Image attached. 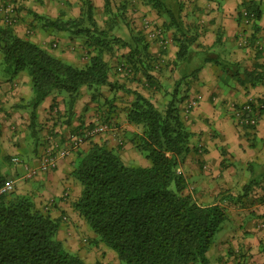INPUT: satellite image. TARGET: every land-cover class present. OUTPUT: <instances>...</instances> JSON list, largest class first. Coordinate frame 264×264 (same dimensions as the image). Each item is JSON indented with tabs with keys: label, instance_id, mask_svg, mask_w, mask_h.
Here are the masks:
<instances>
[{
	"label": "crops",
	"instance_id": "obj_1",
	"mask_svg": "<svg viewBox=\"0 0 264 264\" xmlns=\"http://www.w3.org/2000/svg\"><path fill=\"white\" fill-rule=\"evenodd\" d=\"M91 1L99 27L109 29V16L104 8L106 0ZM181 1L185 4V24L196 37L192 47L194 56L185 65L188 72L185 80L183 63L175 64L179 46L171 32L164 33V19L142 0H108L113 12L112 24L115 22L108 30L109 36L128 44L139 43L138 49L143 45L148 47L152 63L155 60V69L150 72L154 85L147 83L143 73L135 75L127 66L128 45L116 44L111 50L103 49L100 53L110 66L109 81L124 90L103 86L95 91L83 87L70 107L66 95L59 91L52 93L35 111L36 139L30 131L31 110L23 107L32 97L30 78L26 73L13 77L4 75L0 54L1 156L19 158L18 163L13 162V158L5 163L2 173L7 182H15L14 193L33 199L38 210L59 223L58 240L87 264L121 263L113 251L98 241L74 209V203L81 198V187L72 177L77 154L86 152L92 144H103L115 150L126 164L148 167L150 162L135 145L142 128L127 120L134 93L142 94L163 110L170 103L165 98L166 93L176 88L180 98L179 109L176 108L186 128L194 134L192 145L197 148L182 162L187 192L193 194L198 203L213 204L221 195L236 198L244 194V188L251 184L248 197L241 203L236 200L223 202L228 219L214 240L209 258L212 257V264H264V229L259 228L264 219V113L254 129L239 128L234 121L235 108L264 94V85L248 75L264 71V0ZM249 2H255L263 12L256 22L257 32L244 23L241 15L243 5ZM81 5V0H21L11 28L19 38L30 40L49 52L55 51L57 58L85 66L96 52L88 48L85 39L46 31L35 17L76 18ZM3 21L0 15V26H5ZM145 22L160 30L162 36L171 37L168 57L167 50L163 51L159 42L149 36ZM138 36L141 42L135 41ZM160 43L162 45V41ZM259 48L263 51L261 57L257 56ZM206 56L228 65L223 67L212 62L203 65ZM168 58L173 59L171 65L163 66ZM196 68L198 71L194 72ZM178 86H182V90ZM197 96H201L200 102L186 113L188 101ZM103 124L109 127L107 132L84 138L82 145L59 160L55 169L31 180L22 179L26 167L38 166L41 154L51 142L67 146L75 136H83L87 130ZM20 152L23 160L18 155Z\"/></svg>",
	"mask_w": 264,
	"mask_h": 264
},
{
	"label": "trees",
	"instance_id": "obj_2",
	"mask_svg": "<svg viewBox=\"0 0 264 264\" xmlns=\"http://www.w3.org/2000/svg\"><path fill=\"white\" fill-rule=\"evenodd\" d=\"M142 2L164 19V33L171 32L179 46L175 64L183 63L185 80L188 74L185 65L194 56L192 47L196 37L185 24L184 2ZM81 4L76 18L35 17L46 31L64 32L71 38L86 40L88 48L96 52L82 68L65 63L30 40L19 38L10 26H0L2 67L9 76L26 73L31 81L32 97L23 107L31 110L30 131L34 139L37 138L35 111L52 93L66 92L70 107L83 87L95 91L103 86L124 90L109 81L110 66L100 53L103 49L111 50L116 44L128 45L127 66L135 75L143 73L148 84L155 83L150 74L155 69V60L152 63L148 47L143 45L138 49L139 43L128 44L109 36L108 30L115 22L112 24L113 12L108 0L104 6L109 16L107 30L99 27L92 1L81 0ZM243 6L241 15L247 14L257 32L256 22L262 18V10L255 2ZM135 41L142 39L138 37ZM262 52L259 48L257 56L261 57ZM210 62L228 65L211 56H206L202 64ZM197 71L196 68L194 72ZM248 75L264 85V71ZM173 94L177 95V88ZM134 96L127 120L142 128L136 150L150 165H128L115 150L92 144L86 152L77 154L72 172L81 187V198L74 203V209L121 264H212L208 253L228 219L223 202L241 203L248 197L251 184L236 198L221 195L213 204L198 203L187 192V178L180 172L183 158L197 149L192 145L194 134L186 128L175 102L171 101L161 110L142 94L136 92ZM10 162L11 158L2 157L0 150V189L7 183L3 166ZM58 230L59 223L38 210L33 199L14 191L0 195V264H87L58 240Z\"/></svg>",
	"mask_w": 264,
	"mask_h": 264
},
{
	"label": "built area",
	"instance_id": "obj_3",
	"mask_svg": "<svg viewBox=\"0 0 264 264\" xmlns=\"http://www.w3.org/2000/svg\"><path fill=\"white\" fill-rule=\"evenodd\" d=\"M21 0H0V15L3 17V23L5 26H12L17 19L18 4ZM244 23L250 25L252 20L247 17L246 13H243ZM147 28L151 39L162 40L163 45H167L169 41L164 40L162 32L158 29L151 27L149 22H145V29ZM162 37V38H161ZM56 46V45H54ZM201 100V96H197L194 99L188 101L186 106V113H189L195 108ZM264 113V94L257 98H250L245 104L238 106L234 110V121L239 128L254 129L258 126L260 116ZM109 130L106 124L96 126L87 130L83 136H75L74 140L69 145H61L55 141L51 142L46 147L40 156L39 164L37 167H26V173L22 176L23 180H31L40 173H47L56 168L59 160L67 158L72 151L78 149L84 142V138H93L99 134L105 133ZM15 163L19 162V158H13ZM15 182L10 180L5 186L0 189V195L11 193L14 191ZM260 229H264V219L261 220Z\"/></svg>",
	"mask_w": 264,
	"mask_h": 264
},
{
	"label": "rangeland",
	"instance_id": "obj_4",
	"mask_svg": "<svg viewBox=\"0 0 264 264\" xmlns=\"http://www.w3.org/2000/svg\"><path fill=\"white\" fill-rule=\"evenodd\" d=\"M114 6L115 7H117L116 6V3H115V1H114ZM186 23V22H185ZM134 24V23H133ZM187 24V23H186ZM139 37V36H138ZM143 37V36H142ZM165 38H164V40H168L169 41V43H168V46L167 45H161V43H160V41H162L160 38L158 39V40H156V39H153V40H156L157 42H159V45H160V47H162V49H163V51H166L168 48H170V46H171V44H172V42L170 41V36H168V35H165L164 36ZM140 39H141V37H140ZM170 45V46H169ZM172 47V46H171ZM167 53L165 54L167 57H168V55H169V51L167 50L166 51ZM50 53L51 54H53L55 57L57 56V53L54 51H50ZM172 61H173V59L172 60H170L169 58L167 59V62L166 63H162L163 64V66H167V63L169 64V65H171V63H172ZM65 63H68L69 65H72V66H74V67H79V68H82V67H84V65L82 66V65H74V64H72V63H70V62H68V61H64ZM222 66V65H221ZM164 68V67H163ZM165 69V68H164ZM160 70H161V68H160ZM1 71H2V73H4V75H8L9 76V73H6L5 72V70H4V68L3 67H1ZM168 71V68L165 70V72H167ZM161 72V71H160ZM168 74H169V72H168ZM171 87H173V86H171ZM170 88V87H169ZM178 88L179 89H181L182 90V86H178ZM173 89H174V87H173ZM62 94H64V95H66L67 96V98H68V100H69V96H68V94L66 93V92H61ZM179 95H181V93L179 92ZM177 96H178V94L176 95V94H173V92H171V93H166V95H165V98L167 99V101H174L175 102V105H176V107L179 109V101H180V98H179V96H178V99L176 100V98H177ZM19 156H20V158H22V160H23V158H24V155L20 152L19 154H18ZM11 158H13V156L11 157ZM145 158V157H144ZM145 160H146V158H145ZM12 164H13V162H12ZM129 165H135V164H129ZM18 167H19V169H22V164H19L18 165ZM25 173H26V170L24 171ZM180 172L181 173H183V163L181 164V166H180ZM218 236H219V233L215 236V240H216V238H218ZM216 258V257H215ZM211 259V261H212V257L210 258ZM223 263V262H222ZM214 264V263H213Z\"/></svg>",
	"mask_w": 264,
	"mask_h": 264
}]
</instances>
